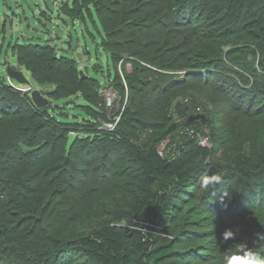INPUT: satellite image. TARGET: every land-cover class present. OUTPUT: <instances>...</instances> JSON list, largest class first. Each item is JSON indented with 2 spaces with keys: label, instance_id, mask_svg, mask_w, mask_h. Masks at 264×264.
Masks as SVG:
<instances>
[{
  "label": "rangeland",
  "instance_id": "374dc122",
  "mask_svg": "<svg viewBox=\"0 0 264 264\" xmlns=\"http://www.w3.org/2000/svg\"><path fill=\"white\" fill-rule=\"evenodd\" d=\"M73 1L81 2L83 15L79 18L66 15L65 10ZM121 1L126 3L125 0H102L101 6L106 13L115 14L120 10ZM165 1L131 0L133 4H125L126 12H129L127 17L129 21L139 19L138 16H133L138 12L137 14L142 18L147 16L138 23L140 26L150 29V26L164 24L160 27L162 30L174 28L172 25L174 13L167 10ZM227 1H192L191 9L196 13L191 11L187 19L189 23L180 28L186 32H190L191 29L194 31L205 29L204 26L209 19L217 18L219 14L224 13ZM256 1L260 9L264 0ZM207 11L212 13L206 14ZM241 14H251L248 5ZM255 20V18L247 19L246 22L240 23V26L242 25L245 32L255 33ZM165 21L168 23L166 24ZM122 24L119 31L125 29L127 25L125 20ZM103 36L101 23L92 3L88 0H0L1 79L6 77L7 64L18 66L16 60L10 63L12 58L16 59L15 45L38 43L51 46L56 55L74 60L80 71L98 82L96 83L98 87L87 88L95 100L94 103L86 102L81 96L74 95L69 99H63L60 94L49 96L53 90L52 85H39L29 72L20 68L31 87L28 91L29 96L33 89L46 93L43 96L48 99V107L56 113L57 118L72 122L71 131L67 134V142L73 139L75 134L79 136L85 133L95 134L99 130L119 140L114 133L123 129L118 124L129 118L126 111L129 106L130 89L124 70L131 73L134 64H142L138 62L139 57L123 51L119 53L120 55L115 51L118 56L114 58L112 64L108 53L102 47ZM127 36L130 40V35ZM230 36L233 35L221 39L223 45H221L220 57L209 56L205 59L212 71L209 74L201 73L199 77L186 76L193 69L188 67L189 64L184 69L175 67L181 63L182 53L186 51V47L183 46L186 44V37L180 35L179 38L182 40L179 39L176 45L171 43L163 48L165 55L163 59L176 55V64L172 65V68L164 69L155 65L151 67L152 72L146 71L143 75L137 76L136 83L137 89L146 90L149 82L155 84V77L159 74L173 80L171 85H168L169 83L166 85L165 90L156 92L159 99H162L161 105L152 102L149 107L147 106L148 109L154 110L151 118H148L146 113L137 115L139 117L137 120H140L143 126L131 121L137 126L134 132L129 133L132 144L142 147L143 144L148 145L160 137L157 148L162 155H173L186 148L189 142L203 146L209 151L205 158H198L199 176L181 191L170 192L167 199L171 202L170 229L167 233L162 229L158 230L163 238L175 243L174 250L194 247L207 239L215 240V244L218 245L217 258L206 263H200L195 258L189 259L198 264H225L229 252L234 251L239 243H246L249 248L264 257V241L259 240L256 235L264 233V194L260 192L258 184L262 175L260 176L254 168L239 172L231 166L234 159L246 160L249 164H253L255 155L260 150H264V94L253 95L246 91L250 89L251 81L240 83L233 72L242 74L243 69L233 66L228 60L233 56H244V61L249 62L257 73L263 90L264 71L258 65L260 60L258 53H247L252 49L251 43L243 39L230 40L233 38ZM123 38L124 35L113 36L110 40L114 43L127 40ZM128 42L130 45V41ZM229 50L237 51L227 55ZM218 61L223 62L222 65H218ZM168 62L169 60L165 61ZM143 67L149 68L148 65ZM233 81L244 89L234 88L235 91L227 93L228 83ZM15 84L20 88L28 86ZM107 92L115 94L110 105L105 101ZM25 110L26 107L21 112L26 113ZM84 110L94 120L92 123L86 120L88 115ZM0 118L7 116L0 114ZM130 118L135 117L130 116ZM171 126H173L171 133L163 135V132ZM114 142L106 145L108 147L93 149L89 157L88 155L84 157L88 160L86 164L81 161L76 164L70 182L77 185L78 191L69 189L67 181L69 179H65L67 191L63 196L54 197V203H57L52 209L54 211H48L42 217L35 216L33 220L24 219L19 227V231H22L20 239L14 240L16 235L20 236V233L7 232V228L3 229L0 225V264H45L49 258L47 255H50L53 249L54 240L63 244L67 238L91 231L96 225L112 218L116 212L124 210L127 204L142 192L141 176L136 164L126 154L125 148L121 147L120 141ZM210 174L221 175L223 182L205 192L200 187V179ZM5 198V193L0 192V200ZM194 206L201 208V215H211L213 223L207 228L191 227V229H199L200 232L205 229L211 230L210 234H199L192 238V234L185 231L186 213ZM120 224H124V221ZM226 228L237 234L233 239L223 241L221 236ZM24 230L26 233H23ZM207 235L210 236L205 238L204 236ZM64 250L56 252L61 262L92 264L83 255L65 253ZM176 262L183 263L179 259Z\"/></svg>",
  "mask_w": 264,
  "mask_h": 264
},
{
  "label": "trees",
  "instance_id": "16d2710c",
  "mask_svg": "<svg viewBox=\"0 0 264 264\" xmlns=\"http://www.w3.org/2000/svg\"><path fill=\"white\" fill-rule=\"evenodd\" d=\"M88 1L92 3L103 28L102 47L108 53L112 64L114 58L118 56L115 51L118 54L121 51L132 53L139 57L138 62L142 64H134L131 73H127L123 68L130 89L129 106L126 111L129 118H125L118 124L123 129L119 131L120 133H114L119 140L99 130L95 134L85 133L82 136L75 134L73 139L67 142V134L71 131L72 122L58 119L56 113L49 109L48 102L42 107L35 106L28 91L21 93L8 86L5 78H0V114L7 116V118H0V192L6 195L5 200H0V213L2 212L0 225L3 229L7 228V232L20 233V236L16 235L14 240L20 239L22 231H19V227L24 219L33 220L35 216L42 217L44 213L54 211L52 209L57 204L54 203L55 198L65 195L67 191L65 179H69L67 180L69 189L78 191L77 185L70 182L78 162L86 164L88 160L84 157L86 158V155L89 157L93 149L96 150L101 146L108 147L106 145L120 141L121 147L125 148L126 154L131 157L140 172L142 192L131 200L124 210L116 212L112 218L96 225L91 231L67 238L63 244L54 240L53 249L50 255H47L49 258L45 264H65L56 255V252L61 249H65V253H79L88 258L92 264H177V259L182 260V264L213 261L218 255V245L215 244V240L207 239L194 247L174 250L175 243H170L158 233V230L162 229L167 233L170 229L171 202L167 200L170 192L181 191L199 176L198 158H205L209 151L203 146L189 142L186 148H182L173 155H162L157 148L160 137L148 145L143 144L142 147L132 144L129 133L137 129L136 124L143 126V123L137 120L139 118L137 115L146 113L145 115L148 114L147 117L151 118L154 110L148 109L147 106L152 102L161 105L162 99H159L156 92L165 90L166 85L168 83L171 85L173 81L159 74L155 77V84L149 82L148 88L143 90L136 88L137 76L153 70L151 67L155 65L163 69L172 68L177 61L176 55L163 59L165 56L163 48L171 43L176 45L180 35L186 37V44H181L186 47V51L182 53L181 63L175 67L184 69L189 64L188 67L193 69L186 76L199 77L201 73L206 75L212 72L205 59L209 56L220 57V49L223 45L221 39L229 35H233L230 36L233 37L230 40L243 39L251 43L252 49L247 53H258L260 57L258 65L264 71V4L260 10L256 0H228L224 13L219 14L217 18L209 19L204 26L205 29L195 31L191 29L190 32H186L180 27L189 23L188 15L193 11L191 6L192 1L195 0L165 1L167 10L174 13L172 21L174 28L169 30L160 28L164 24L150 26V29L140 26L138 23L147 16L142 18L140 14H137L138 12L133 16H138L139 19L129 21L127 17L129 12H126L125 4H133L131 0H125L126 3L121 1L120 10L115 14L104 11L101 6L102 0ZM246 5L251 14H241ZM65 12L71 18L81 17L83 15L81 2L73 1ZM193 12L196 13V11ZM211 13L207 11L206 14ZM250 18L256 19L255 33L245 32L242 25L240 26V23ZM124 20L127 25L125 29L119 31ZM132 25L134 27H131ZM129 28L131 30H128ZM205 30L207 32H204ZM120 35H124L123 39L130 35V40L127 38L117 43L111 42L110 37ZM14 49L15 63L18 66L13 64L11 66L18 70H21V67L24 68L39 85H52L53 90L49 96L60 94L63 99H69L73 95L81 96L84 101L94 103L95 100L87 88L98 87L96 85L98 82L80 71L74 60L63 55H56L53 48L47 44H17ZM235 51L237 50H229L227 55ZM166 60L169 62L165 63ZM228 62L243 69L242 74L233 72L240 83L251 81L250 89L246 91L253 95L264 94L257 73L254 68H251L249 62L244 61V56H233ZM222 63L219 62L218 65ZM143 65H148L149 68L146 69ZM228 85L227 93L235 91L234 88L244 89L240 88V85L237 86L238 83L236 84L235 81L229 82ZM164 105L162 102V106ZM25 107L26 113H22ZM84 112L87 114L85 110ZM86 120L91 123L94 121L89 115ZM131 121H136V124ZM172 129L173 126L168 127L163 135L170 134ZM95 141L97 143H94ZM231 166L239 172L250 171L251 168L257 170L260 176L262 175L258 183L259 190L264 194V150H260L255 155L253 164H249L246 160L234 159ZM200 209L198 206L191 207L184 219L185 231L192 234V238L199 234H210L209 231H211L205 229L200 232L199 229H191V227L207 228L213 223L212 216L201 215ZM121 221H124V224H120ZM23 233H26V230ZM191 258H195L198 262H191L189 260Z\"/></svg>",
  "mask_w": 264,
  "mask_h": 264
},
{
  "label": "clouds",
  "instance_id": "9594fccd",
  "mask_svg": "<svg viewBox=\"0 0 264 264\" xmlns=\"http://www.w3.org/2000/svg\"><path fill=\"white\" fill-rule=\"evenodd\" d=\"M223 182V177L219 174L204 175L200 179V187L205 192L214 189L217 185ZM236 232L231 229H225L221 239L228 241L236 236ZM259 240L264 241V233L256 234ZM225 264H264V257L258 252L248 247L246 243L237 244L234 251H230Z\"/></svg>",
  "mask_w": 264,
  "mask_h": 264
},
{
  "label": "water",
  "instance_id": "95a60500",
  "mask_svg": "<svg viewBox=\"0 0 264 264\" xmlns=\"http://www.w3.org/2000/svg\"><path fill=\"white\" fill-rule=\"evenodd\" d=\"M14 60L15 58H12L10 60V63H12ZM5 72L10 78L15 80L17 83L29 86V82L24 76L23 72L21 70L13 68L11 64L6 65ZM30 98L33 104L37 107H42L48 102V99L43 96L42 93L37 89H33L30 91Z\"/></svg>",
  "mask_w": 264,
  "mask_h": 264
},
{
  "label": "built area",
  "instance_id": "2783aa9c",
  "mask_svg": "<svg viewBox=\"0 0 264 264\" xmlns=\"http://www.w3.org/2000/svg\"><path fill=\"white\" fill-rule=\"evenodd\" d=\"M5 82L11 88H14V89H17V90H20V91L26 92V91H29V89H30V86H25V88H20L18 85L15 84L17 82L15 80H13L12 78H10L7 74H6V77H5ZM17 84H19V83H17ZM114 96H115V94H113L112 92H107L106 93L105 101H106V103L108 105H110L112 103V100H113Z\"/></svg>",
  "mask_w": 264,
  "mask_h": 264
}]
</instances>
